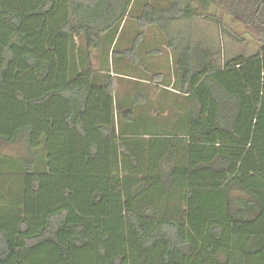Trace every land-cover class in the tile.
Instances as JSON below:
<instances>
[{
    "label": "trees",
    "instance_id": "obj_1",
    "mask_svg": "<svg viewBox=\"0 0 264 264\" xmlns=\"http://www.w3.org/2000/svg\"><path fill=\"white\" fill-rule=\"evenodd\" d=\"M135 7L173 78L119 99L89 50L135 67ZM212 8L256 48L199 41ZM0 264H264V0H0Z\"/></svg>",
    "mask_w": 264,
    "mask_h": 264
},
{
    "label": "rangeland",
    "instance_id": "obj_2",
    "mask_svg": "<svg viewBox=\"0 0 264 264\" xmlns=\"http://www.w3.org/2000/svg\"><path fill=\"white\" fill-rule=\"evenodd\" d=\"M138 9V7H137ZM136 7L132 10V12L127 16L126 23L124 29H122L121 37L122 40H118L119 50L122 51L127 49L130 46V43L136 36L143 31L142 41H139L138 46V63L135 67H129V60L127 56L122 55L121 59L116 61L114 51L117 49L115 46L112 48L108 46L106 42H103L101 48L98 49H90L89 50V61L91 67L98 73H101L104 70V66L108 67L107 69L110 71H114L115 69H119V71H124L125 78H116V95L119 97L124 96L127 92L133 91L136 84H134V80L138 79L140 74L144 75L148 79L153 73H162L164 77H172V55L167 51L163 41L159 38H154L155 29L151 27H146L140 30V24L137 19V15L139 13V9ZM135 13V14H134ZM204 16L195 17L194 18V30L197 35V39L202 41L205 39L206 41H211L216 46L219 44L221 47L222 53H226L229 55L237 54L240 52L250 53L256 48V44L253 42L252 37L245 30V28L240 24L233 21V19L222 13H219L218 16H222V24L218 26L216 20L212 18L215 10L209 9L206 12H201ZM119 35V33H118ZM185 36V35H184ZM176 39H180V36L176 34ZM130 41V43H129ZM204 41V40H203ZM76 43H79V40L76 39ZM146 47V49L144 48ZM148 50L149 52L143 53L142 49ZM159 49V51H153L152 49ZM153 52H150V51ZM127 65V67H126ZM129 67V69H128ZM106 70V69H105ZM142 89L148 94L150 102L156 104L159 97H161V92L154 91L153 82L142 83ZM142 92L139 89H135L132 94H130L131 99H139L141 100ZM124 103V101H123ZM135 128V126H133ZM5 154H16L17 152L14 149L5 148L2 151ZM18 155H22L21 150H18Z\"/></svg>",
    "mask_w": 264,
    "mask_h": 264
}]
</instances>
